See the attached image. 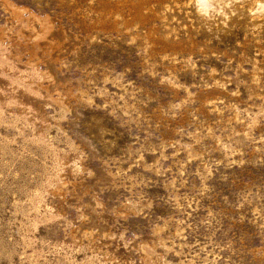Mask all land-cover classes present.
<instances>
[{"label":"rangeland","instance_id":"374dc122","mask_svg":"<svg viewBox=\"0 0 264 264\" xmlns=\"http://www.w3.org/2000/svg\"><path fill=\"white\" fill-rule=\"evenodd\" d=\"M202 4L0 0V264H264V0Z\"/></svg>","mask_w":264,"mask_h":264},{"label":"bare ground","instance_id":"6f19581e","mask_svg":"<svg viewBox=\"0 0 264 264\" xmlns=\"http://www.w3.org/2000/svg\"><path fill=\"white\" fill-rule=\"evenodd\" d=\"M197 2L201 1L203 4L199 5V11L203 14H211L210 11L207 9V5H213V9L216 12L221 13L222 15H226V8L232 3L233 0H195ZM206 4V5H205ZM258 11L264 12V4L260 5L258 8ZM257 12V10H256ZM258 16L259 13L257 12ZM211 16V15H210Z\"/></svg>","mask_w":264,"mask_h":264}]
</instances>
